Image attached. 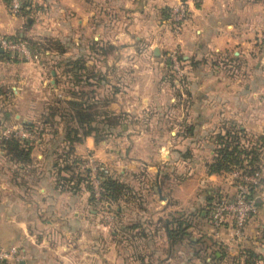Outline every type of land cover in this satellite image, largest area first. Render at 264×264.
<instances>
[{
	"label": "crops",
	"instance_id": "crops-1",
	"mask_svg": "<svg viewBox=\"0 0 264 264\" xmlns=\"http://www.w3.org/2000/svg\"><path fill=\"white\" fill-rule=\"evenodd\" d=\"M178 1L30 0L27 13L13 14L9 0H0V35L25 40L40 56L27 61L0 47L4 127L39 121L46 104L58 103L63 79L64 100L81 91L97 112L90 125L100 130L84 135L78 129L73 151L77 157L92 154L130 187V196L110 208L117 204L115 211L144 233L141 238L161 234L167 264L183 258L184 250H172L162 223L195 218L214 194H234L235 169L208 172L216 135L236 125L254 139L264 137V0L190 3L188 19L174 33L167 19ZM31 40L60 43L64 52L52 48L43 54ZM169 52H177L183 86L169 69ZM56 128L57 135L33 142L25 163L9 159L0 144V246L22 254L18 262L0 264H106L121 253L111 241L116 233L84 186L59 182V175L71 173L59 170L66 142L63 123ZM111 143L128 146L121 152ZM261 172L264 178V161ZM229 228L226 223L217 231L225 235L216 236L234 256ZM238 247L257 256L254 264H264V196Z\"/></svg>",
	"mask_w": 264,
	"mask_h": 264
},
{
	"label": "trees",
	"instance_id": "trees-1",
	"mask_svg": "<svg viewBox=\"0 0 264 264\" xmlns=\"http://www.w3.org/2000/svg\"><path fill=\"white\" fill-rule=\"evenodd\" d=\"M28 8H31L30 0H23V7L21 12L27 13ZM30 41V40H29ZM32 45L36 47V49L45 54L46 51H51L52 48L57 50L59 53L64 52V46L60 43H56L54 46L50 47L49 42H34ZM50 47V48H49ZM62 66V71L64 73L68 72L66 68V63L59 64ZM79 66V64L77 65ZM169 69L171 70V64H168ZM169 70L168 79L172 80V73ZM180 85L183 86L185 82V76L180 77L178 80ZM79 83V79H75V83ZM69 91V90H68ZM76 92V91H75ZM71 94V92L69 91ZM74 92H72V95ZM82 92L80 91L77 96L74 98H67L64 100L67 106L62 105L61 103H48L46 104V111L42 114V117L37 122L24 123L21 126L31 132H34L38 135V138L45 134H58V129L56 125L61 122L63 125V140L66 142L63 148L59 151L58 156V164L59 170L69 171L71 174L69 177H64L59 175V182L74 183V189L77 188L79 184L84 186V189L91 192L90 184L88 183L89 179L86 177L81 170V158L77 157L73 151V143L78 140V129L82 131L84 135L90 134L92 131L96 130L93 126L90 125L91 121L95 120L97 117V112L92 103L83 100ZM1 118L5 121L6 116L2 113ZM3 122H0V126ZM75 123L78 125L76 127ZM215 151L214 156L211 162L208 165L209 173H218L222 170L231 171L236 168H241L244 171L254 172L261 171L263 161H264V137H256L245 131L240 129L236 125H231L227 128V130L223 134H217L215 137ZM0 144H2V148L5 151L6 156L18 163H25L30 160V153L32 150V144H23L20 137L15 133L11 132L6 135L0 136ZM106 168L102 166L100 172L105 177L102 183L104 191L102 193V199L106 202V207H112V204L117 202L123 196H130L131 189L125 183L113 178L111 175L106 172ZM257 190L253 186L251 189V195H256ZM223 198H228L222 196L221 193H216L211 197L210 201L207 203V207L203 208L202 211H205L206 214L203 215L202 211L198 213L194 218L193 215H188L184 217L183 220L179 218L173 217L172 220H167L163 224L168 233L170 239V247L172 250H177L178 248L195 247L198 242H194L189 238V234L187 232L188 228L194 226V222L197 218L203 223L209 218V210L213 206L214 202H219ZM90 201L92 204L93 198L90 193ZM198 224V222H195ZM185 225V227H183ZM130 229L132 227L130 226ZM144 235V233H141ZM132 236L136 239L139 236V233H132ZM216 243L214 242V245ZM185 245V246H184ZM196 250V248H194ZM219 252L220 254H217ZM197 250L194 251V255L196 256ZM143 255V254H138ZM210 255L211 260H215V264L220 262L225 258V253L221 252L220 249L212 250V252L208 253ZM141 260V264H150L145 262L144 258L141 256L139 258ZM235 264H254L257 256L252 252L245 250H241L237 254V256H233L232 258Z\"/></svg>",
	"mask_w": 264,
	"mask_h": 264
},
{
	"label": "built area",
	"instance_id": "built-area-1",
	"mask_svg": "<svg viewBox=\"0 0 264 264\" xmlns=\"http://www.w3.org/2000/svg\"><path fill=\"white\" fill-rule=\"evenodd\" d=\"M198 1L200 0H179L171 9L167 20L174 33L179 32L181 25L188 19L189 4ZM22 7L23 0H9V10L11 13L18 14L22 10ZM0 47L11 57L27 61H38L40 59L39 53L35 52L28 42L16 37L0 35ZM170 58L172 71L177 77H181L183 70L178 55L172 52ZM4 128L3 135L15 132L23 144H33L38 139L36 133L26 130L22 126L16 129L6 126ZM84 166L89 177L88 183L91 187L92 197L99 206L104 191L102 183L105 178L100 172L102 166L99 165L97 159L92 155L87 157ZM232 177L236 182V193L233 197L223 198L219 202H214L209 210L208 219L217 231L223 230L226 223L230 224V240L236 244V251H239L238 246L242 240L247 222L256 211L257 199L260 196H264V178L261 171L248 172L241 168H236L232 173ZM253 186L257 190V193L252 196L251 189ZM104 216L107 219H113L111 213L107 211L104 212ZM21 259L22 254L17 247L5 248L0 246V261L18 262Z\"/></svg>",
	"mask_w": 264,
	"mask_h": 264
},
{
	"label": "rangeland",
	"instance_id": "rangeland-1",
	"mask_svg": "<svg viewBox=\"0 0 264 264\" xmlns=\"http://www.w3.org/2000/svg\"><path fill=\"white\" fill-rule=\"evenodd\" d=\"M171 53L169 52V54ZM175 53L177 54V52ZM62 83H63V87H62L63 90L60 91L61 93L59 95V100L57 102L65 106V102H64L65 80L64 79L62 80ZM1 116H2V112L0 113V122H3L4 120L1 118ZM4 125H5V122L2 123L0 126V134H2L3 130L5 129ZM96 129L100 130V128H96ZM184 145L188 147H192V144H184ZM110 146L118 147L120 148V151L123 152L125 150L124 148L128 146V144L111 143ZM91 155L92 154L89 153V154H85L83 157H80L81 158V164H80L81 170L85 172L84 175L86 177H88V175H87V170L85 169L84 164H85L87 157ZM190 159L192 162L193 161L192 157ZM97 162L99 163L100 166H103V164L98 159H97ZM106 172H108V170H106ZM86 191L88 192V194L91 193L88 190ZM235 193H236V188H235L234 194ZM93 202L95 205L94 204L92 205L94 206L95 210L104 218L105 225L109 228L110 231L116 233L114 236V239L111 241L112 243H116V245H118L121 250V253L119 255L111 256L110 259H107L106 264H141V260L139 259L141 256L144 258L145 262H148L150 264H167L164 262V259H163V258H166L165 255H166L167 248L164 247L165 245L163 243L162 237L160 236L161 234L156 233V232H153V233L151 232V235L149 237L143 236L144 238H141V235H143L141 234L137 236L135 239L132 236V233H142V232L138 230L135 231L134 229H130V226H132V224H130V222L128 221H125L124 214L122 215V212L117 213L118 211L117 210H116L117 212L115 211L117 204H115V207L112 210L113 207L107 208L106 202L102 198L99 202V206L97 205V202L94 199H93ZM97 208L99 210H97ZM105 211H107L108 213H111V217H113V219L105 218L104 216ZM120 215H122V219ZM192 222H194V226H191L188 229L189 238L193 240L194 242L200 241V243H197V246L193 248L184 245L185 246L184 248H180L184 250L183 258H174V260L171 261V264H178L177 262H179V264L181 262L183 264H215V260L213 259L211 260L210 255L208 256V253L212 251L209 252L205 248L208 245H211L214 248V250L220 249L221 252L225 253V258L221 260L220 262H218L217 264H235L234 260L232 259L233 256L229 253L227 254L225 251V248L223 246V244H225L224 241H220V239H218L220 237L216 236L217 233H219V235L224 236L225 232H217V230L213 228V226L211 225V222L209 221V219L206 221V223L205 222L203 223L202 221L198 219L197 222L199 226L198 224H195V221L192 220ZM212 234H214V237ZM210 238L211 239L217 238L215 239L217 240V243L215 245L211 244L212 240ZM220 242H222L223 244ZM219 243L222 245H220ZM194 248H196L197 250L196 256L193 254L194 251H196ZM149 252H151V254H148ZM239 252L240 250L234 251L233 252L234 256H237ZM140 253L143 255L139 256L138 254ZM176 259H179V260H176Z\"/></svg>",
	"mask_w": 264,
	"mask_h": 264
}]
</instances>
